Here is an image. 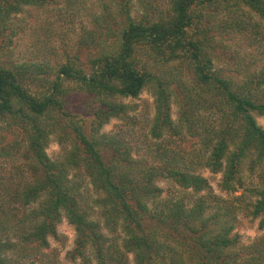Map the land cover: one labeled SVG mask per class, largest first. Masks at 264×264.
Returning <instances> with one entry per match:
<instances>
[{"label": "trees", "instance_id": "trees-1", "mask_svg": "<svg viewBox=\"0 0 264 264\" xmlns=\"http://www.w3.org/2000/svg\"><path fill=\"white\" fill-rule=\"evenodd\" d=\"M135 1L142 4L98 0L97 12L87 8L91 24L78 40L85 54L67 56L54 70L0 62V125L16 133L0 149L12 165L0 167V264H56L44 250L58 238L62 217L76 234L70 262L238 264L236 210L223 206L206 216L218 198L196 171L221 174L220 188L233 192L242 187L245 162L262 171L245 208L264 229V128L255 119L264 118V66L239 80L216 70L211 30L218 27L210 26L220 9L241 6L264 24V0H167L165 13L140 18L131 15ZM55 2L0 0V43L8 31L16 34L11 22L25 6ZM160 64L176 69L161 76L153 71ZM145 89L154 98V142L135 157L128 130H102L113 119L135 126L134 108L121 99ZM177 137L195 139L198 149L175 150ZM53 138L55 158L46 152ZM158 181L209 197L190 205L185 197L166 199ZM249 247L239 264H264V237Z\"/></svg>", "mask_w": 264, "mask_h": 264}, {"label": "rangeland", "instance_id": "rangeland-1", "mask_svg": "<svg viewBox=\"0 0 264 264\" xmlns=\"http://www.w3.org/2000/svg\"><path fill=\"white\" fill-rule=\"evenodd\" d=\"M69 0H56L55 3H47L45 6L37 8L25 6L23 11L16 14L12 19V27L16 34L12 36L8 31V38L4 36L0 43V62H10L14 64H43L50 70H54L57 65L66 61L67 56H75L78 52L85 54V51L78 47L81 28L90 26L91 18L88 10L97 12L98 0H77L68 4ZM135 1L131 15L140 18L145 13L161 14L167 10V0H141ZM81 3H84L81 5ZM88 8V10H87ZM235 12V13H233ZM233 14V15H232ZM213 26L211 34L214 41L211 44L215 46L214 54L218 57L214 59V68L235 80H239L247 72H255L264 66V24L259 22L255 14L249 13L247 7L241 6L238 11L220 9L211 18ZM239 23V26L232 24ZM255 23H259V32L252 28ZM83 56V55H81ZM160 64L153 71L159 75H167V72L174 71L176 68L172 65ZM164 73V74H161ZM125 104L131 105L134 110L129 114L135 116L138 120L135 126H123L118 120H111L104 126L103 132L115 133L121 128L128 130V140L133 146L134 156L145 154L146 145L153 144L154 140L150 135V124L154 117V98L151 93L145 89L136 98L121 99ZM205 116V115H204ZM171 117L177 120V108L171 107ZM256 122L264 128V118L255 116ZM9 130L5 125H0V149L6 143L14 139L16 133ZM21 137L20 135H18ZM173 148L179 149L185 154H190L195 148L198 149V142L188 137L186 141L181 142L179 138L171 142ZM60 151V146L54 140L49 143L46 152L51 158H55ZM8 157L0 155V167L4 170L11 169L12 165ZM197 173L207 179L211 188V198L217 197L213 201V209L206 213V216L213 214L217 209L223 206L230 210H236L235 228L233 234L238 237V246L233 249L241 258L247 259L253 248L249 247L254 242H259L264 237V229L260 228V218L251 219L245 204L249 203L253 197L248 190L252 187H261L262 171L256 167L251 169L249 162H245L241 174L242 187L236 188L233 192L224 191L220 188L221 174H213L208 169H198ZM1 174V173H0ZM26 176L20 175L16 180H23ZM27 179V178H26ZM83 179V178H82ZM84 191L90 193V185L86 178L83 180ZM157 185L162 188L163 198L185 197L187 204H192L200 196L209 197V193L202 191L195 193L192 190L183 191L178 186L167 181H158ZM249 197H251L249 199ZM33 204L32 207H36ZM219 206V207H218ZM237 208V209H236ZM58 238H49L50 248L44 250L47 252L56 264H80V260L70 262L66 254L74 246L75 230L68 221L62 217L57 225ZM129 262L132 263V255L129 254ZM239 260L238 264H239ZM95 264V261L92 262Z\"/></svg>", "mask_w": 264, "mask_h": 264}]
</instances>
